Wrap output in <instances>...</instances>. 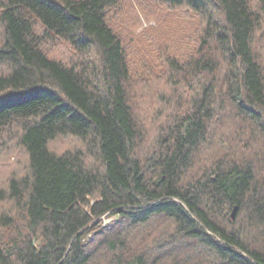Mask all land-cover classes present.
<instances>
[{"label":"trees","instance_id":"obj_1","mask_svg":"<svg viewBox=\"0 0 264 264\" xmlns=\"http://www.w3.org/2000/svg\"><path fill=\"white\" fill-rule=\"evenodd\" d=\"M137 1L139 68L126 0H0V264H264V0Z\"/></svg>","mask_w":264,"mask_h":264},{"label":"rangeland","instance_id":"obj_2","mask_svg":"<svg viewBox=\"0 0 264 264\" xmlns=\"http://www.w3.org/2000/svg\"><path fill=\"white\" fill-rule=\"evenodd\" d=\"M126 1L128 3H132L130 5L131 6L130 12L132 13V18L136 22L133 25V28L130 29L128 39L130 42L129 46H130L131 54L133 55L132 61L135 62L134 63L135 67L139 68L140 65L138 66V63L136 62L138 61L139 64L142 65L145 59L144 58L138 59V54L143 56L144 51L153 49V46L151 45V43L148 44L149 42L148 38L150 36L146 30H148L151 27H154V28L158 26L161 27V25L158 23V20L157 22L155 20L156 18H158L155 11L150 12L151 18L148 20L145 17V13L142 11V8L140 7V4L137 0H126ZM167 17H169L168 14H166L165 19L161 21L162 27H164V25H167L165 23L166 21L173 24V22L167 19ZM183 27L185 28L187 32V28L185 26ZM188 32H190L189 28H188ZM181 35L182 34H180V36ZM188 36H190V33H188ZM169 37L170 36H166V38H169ZM185 42L183 43V46L185 45ZM174 47L178 48L176 43L174 44ZM140 55L139 57H141ZM139 95H141V101L140 100L138 101V104L140 105V108H141L139 110V113H143V114L152 113L153 109L152 108L148 109L149 108L148 106L150 105V100L148 98V95L145 92H141ZM7 143L8 145L6 144L5 147H0V187L3 186L4 181H5L4 179H6L9 176L11 170L12 171L15 169L19 170V168L21 167L23 163L22 162L23 154L19 150L18 148L19 146L16 145V142L13 140L12 141L8 140ZM74 144H75L74 140H72L70 137H64V138H60L58 141L53 143L51 147L53 149H57L61 151L65 148L71 147ZM4 208H6V205L0 204V211L4 210ZM111 220L112 219H105V223L107 224Z\"/></svg>","mask_w":264,"mask_h":264},{"label":"water","instance_id":"obj_3","mask_svg":"<svg viewBox=\"0 0 264 264\" xmlns=\"http://www.w3.org/2000/svg\"><path fill=\"white\" fill-rule=\"evenodd\" d=\"M236 213H237V208H235V210H234L233 213H232V218H233V219L235 218Z\"/></svg>","mask_w":264,"mask_h":264}]
</instances>
